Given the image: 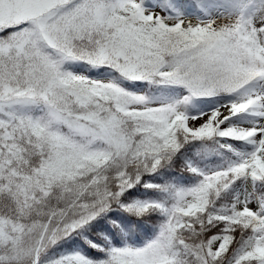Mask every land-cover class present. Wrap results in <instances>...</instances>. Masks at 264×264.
<instances>
[{
    "label": "snow or ice",
    "instance_id": "obj_1",
    "mask_svg": "<svg viewBox=\"0 0 264 264\" xmlns=\"http://www.w3.org/2000/svg\"><path fill=\"white\" fill-rule=\"evenodd\" d=\"M0 264H264V0H0Z\"/></svg>",
    "mask_w": 264,
    "mask_h": 264
}]
</instances>
